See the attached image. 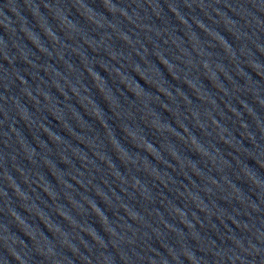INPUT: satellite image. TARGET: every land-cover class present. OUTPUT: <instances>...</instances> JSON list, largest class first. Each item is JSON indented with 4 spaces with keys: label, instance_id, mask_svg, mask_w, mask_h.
Returning a JSON list of instances; mask_svg holds the SVG:
<instances>
[{
    "label": "water",
    "instance_id": "1",
    "mask_svg": "<svg viewBox=\"0 0 264 264\" xmlns=\"http://www.w3.org/2000/svg\"><path fill=\"white\" fill-rule=\"evenodd\" d=\"M111 0H0V91Z\"/></svg>",
    "mask_w": 264,
    "mask_h": 264
}]
</instances>
